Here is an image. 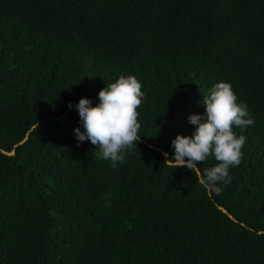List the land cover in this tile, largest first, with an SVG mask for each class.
<instances>
[{"label": "trees", "instance_id": "obj_1", "mask_svg": "<svg viewBox=\"0 0 264 264\" xmlns=\"http://www.w3.org/2000/svg\"><path fill=\"white\" fill-rule=\"evenodd\" d=\"M129 74L141 138L112 168L75 104ZM219 81L255 123L217 195L156 148ZM0 264H264V0H0Z\"/></svg>", "mask_w": 264, "mask_h": 264}, {"label": "clouds", "instance_id": "obj_2", "mask_svg": "<svg viewBox=\"0 0 264 264\" xmlns=\"http://www.w3.org/2000/svg\"><path fill=\"white\" fill-rule=\"evenodd\" d=\"M144 96L140 81L129 74L120 75L100 89L96 104L81 97L75 104L82 126L73 129L77 143L90 141L93 148H98L96 156L110 161V166L116 168L124 162L123 150L136 147L141 138L138 109ZM203 104V114L188 117L195 126L194 131L191 135L178 133L175 136L171 142L173 155L170 157L163 152V164L170 169L186 167L204 189L219 195L223 191L220 185L231 182L229 169L240 164L246 142V137L237 135L233 129L251 126L255 120L247 105L238 102L231 83L227 81L215 83L204 96ZM68 107H73L71 102ZM36 128L38 123L35 120L33 130ZM210 157L216 161L213 166L203 171L197 167V162L204 164Z\"/></svg>", "mask_w": 264, "mask_h": 264}, {"label": "water", "instance_id": "obj_3", "mask_svg": "<svg viewBox=\"0 0 264 264\" xmlns=\"http://www.w3.org/2000/svg\"><path fill=\"white\" fill-rule=\"evenodd\" d=\"M71 109H74V108L72 107V108H70L69 110H71ZM69 110L63 112L61 115H59V116L57 117V119L60 118V117H62V116H64ZM25 139H26V138H25ZM25 139H24V140H25ZM24 140H22L21 142H23ZM21 142H20V143H21ZM148 145H149L150 147H153L151 144H148ZM156 149H157V150H160L162 153H163V152H166V151L161 150V149H159V148H156ZM2 152H4V153H8V154H13V151H11V152H7V151H5V150H2ZM219 208H220L223 212L227 213V214L229 215L230 218H233V216H232L231 214H229V213L227 212V210H226L224 207L219 206Z\"/></svg>", "mask_w": 264, "mask_h": 264}]
</instances>
